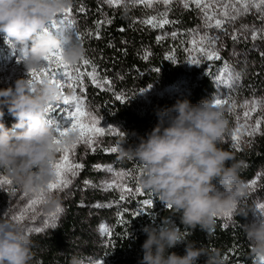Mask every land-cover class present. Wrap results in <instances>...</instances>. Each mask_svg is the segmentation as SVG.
Instances as JSON below:
<instances>
[{
  "label": "clouds",
  "instance_id": "obj_1",
  "mask_svg": "<svg viewBox=\"0 0 264 264\" xmlns=\"http://www.w3.org/2000/svg\"><path fill=\"white\" fill-rule=\"evenodd\" d=\"M75 0H0V34L6 44L25 48L23 65L27 75L0 88V174L11 180L10 191L34 195L44 192L42 210L54 213L61 207L59 193L48 192L56 179L54 164L61 149L77 142L70 132L59 138L49 123L51 106L63 104L66 93L59 81L40 73L46 57L61 54V63L76 65L85 56L81 39L67 28L49 25L74 7ZM53 67H56L54 64ZM206 74V73H205ZM5 110L15 123L4 122ZM229 108L216 107L212 100L192 104L178 98L171 107L157 110L158 123L139 142L128 143L129 133L120 139L121 159L138 162L137 184L165 208L178 215L163 218L159 225H146L142 259L138 264H227L226 254L217 248L200 246L188 239L199 228L211 233L217 218H258L240 225L248 242V256L264 258V213L246 203L249 193L241 179L242 161L223 145L231 135ZM12 215L0 216V264H33V241L25 226ZM184 245V255L174 251ZM69 264H82L73 255Z\"/></svg>",
  "mask_w": 264,
  "mask_h": 264
},
{
  "label": "trees",
  "instance_id": "obj_2",
  "mask_svg": "<svg viewBox=\"0 0 264 264\" xmlns=\"http://www.w3.org/2000/svg\"><path fill=\"white\" fill-rule=\"evenodd\" d=\"M74 7L77 30L82 33L81 41L86 49V56L92 64L98 66L102 75H107L113 83V91H100L85 80L87 87V100L97 109L104 119L113 124L119 132H127L128 143L139 142L158 123L157 110L171 107L178 98H188L192 104L208 100L213 91L212 75L203 74L196 80L190 92L178 98L157 99L146 107L138 105V92L143 87L156 84H170L178 77L185 75L183 67L184 53L180 42L171 38L156 43V36L161 29H152L151 26L139 23L150 17L149 10L143 5L110 6L102 0H75ZM83 7L84 12L79 9ZM174 20L178 23L167 25L165 28L187 30L197 23L195 10H174ZM111 19L112 23L102 24L99 28L100 38H95L96 21ZM123 27L125 31L119 29ZM126 41V43H122ZM113 46H109V44ZM176 46L177 63L165 60L170 49ZM249 49L250 44L245 45ZM148 49L151 55L143 59L144 50ZM126 50V54H125ZM253 66L242 77L244 94H249L248 87L255 93L264 92V58L257 52L251 55ZM81 61L79 62V64ZM78 64V65H79ZM159 68V72L153 71ZM115 93L126 97V102L121 103L115 99ZM109 144L120 150L121 136H109ZM235 154L238 161H242L241 179L252 180L259 171V184L264 191V136L256 135L246 147L239 150L223 145ZM100 146L96 153L87 151L81 162L85 167L80 172V177L74 182L71 195L63 203L64 211L56 221L55 228H46L40 233H33L31 237L35 242L33 264H69L73 255L78 256L82 264H94L101 261L103 264H138L142 259V244L146 239L143 228L146 225H159L163 218H168L184 229L180 224L178 215L171 209L165 208L150 193L144 191L146 196H137L131 203H123L129 209L124 214L127 224L117 223L118 208H94L96 203L107 204L118 199L116 191H103L99 187L85 188L83 181L91 180L94 185H99L103 171L96 170L94 165L111 164L131 170L138 175L136 161L121 159L117 153H105ZM135 187L136 180L132 181ZM151 198L154 201L152 209L146 210L138 216L131 212L139 207L137 200ZM252 206L250 200H246ZM122 210V209H119ZM152 214L149 215L148 213ZM252 213L248 218L232 217L231 220L218 217L213 232L207 233L197 228L188 239L194 241L197 247L205 246L217 248L226 254L227 264H257L256 260L248 256V242L240 227L250 222ZM104 224L112 229L113 235L107 237L101 234L100 226ZM227 224L228 227H223ZM179 255H184V245L180 244L174 249ZM205 257H201L198 264H204Z\"/></svg>",
  "mask_w": 264,
  "mask_h": 264
},
{
  "label": "snow or ice",
  "instance_id": "obj_3",
  "mask_svg": "<svg viewBox=\"0 0 264 264\" xmlns=\"http://www.w3.org/2000/svg\"><path fill=\"white\" fill-rule=\"evenodd\" d=\"M158 2L163 3L165 6L170 5L174 0H158ZM183 4L185 9L190 7V4L195 5L201 13L200 19L201 24L196 28L187 29L184 32L179 30H174L172 32H163L156 36V43L160 44L169 38L176 41L178 37H184L180 40V45L183 51L187 54L186 62L191 65H201L206 64L208 69V75H212L214 80L221 85V91L214 99V106L224 107L225 105H230L229 113H233L237 108L235 99L233 98V92L236 90L242 79L241 72H234L233 67L228 61L224 60L222 67L219 68L217 72H212V69L216 67L215 62L221 61L222 57L220 55V48L223 47L222 36H230L233 42H239L240 38L243 37L244 40L250 39L255 42L257 39L264 41V0H177ZM102 3L110 6H120L121 4H146L147 7L151 8L153 0H102ZM255 10L257 13V18L262 21L261 26L257 28L252 25L251 28L247 24H241L239 28L234 27L235 22L243 16L251 13ZM80 12H84L85 9L81 7ZM170 9L166 8L164 12L159 13V19L157 16H151L147 19L140 20L139 23L151 26L152 29H163L165 25L175 24L178 21H171L168 19V12ZM96 33L95 38H100L99 28L102 24H111L112 20H99L96 21ZM76 20L73 19V9H68L63 16L59 17L57 20L53 21L49 25L50 29L67 28L70 29L74 35L79 39L82 38V33L77 30ZM231 29V31H230ZM119 31L123 32L125 29L121 27ZM126 43V41H122ZM109 46H113L111 43ZM176 46L170 49L169 53L165 56V60L177 63L176 58ZM126 54V50H125ZM151 55L150 50L145 49L143 53V59L147 60ZM259 55L264 58V51H261ZM46 64L42 67L40 72L33 71L29 75L33 79H38L40 73L49 75L56 81H59L62 89H70L71 94L66 95L64 100V105L66 108L60 109L61 112L66 113L65 119L70 121L67 126H59L55 128L57 133V143H60L61 137L67 135L70 132H75L78 135L77 142L72 144L70 147L61 149L59 151V158L54 164L56 179L53 183L48 185V192H59L63 193L65 190L72 186L73 179L77 177L80 172L84 169L85 165L83 162H78L73 159L75 156L78 146L84 145L93 154L97 152L98 145L101 142V138L106 135L122 136L123 133L119 132L116 127L112 125H105L103 122L104 116L97 115L94 110H91L87 106V87L85 80H88L92 86L99 89L100 91H113L112 80L107 77V75H102L98 69V66L92 64L89 59L83 58L81 63L78 65H66L61 63V54L54 53L51 57H46ZM56 67H53V65ZM246 67V62H245ZM153 71L159 72V68L153 69ZM145 91L142 89L141 92ZM115 99L121 103L126 102V97L120 93H115ZM262 104L261 100L253 97L251 100L245 99L240 105L244 109L242 114L236 115L237 126L231 134V146L234 149L239 150L241 147V136L242 133L246 134L248 137L254 135L264 136V115H261L252 122V116L257 112ZM60 105L51 106L50 112L56 111ZM243 119V124L240 123ZM51 124L52 122L49 121ZM249 146H251V141H248ZM105 153H117L119 151L118 147L103 148ZM98 171H105L111 174V179L102 180L99 185H94L91 180H84L83 184L85 188L87 187H99L101 190L116 191L118 192V199H114L107 204L96 203L92 205L94 208H111L116 205L118 208L117 215L119 219L117 223L127 224L124 219V214L129 212L127 207L123 206V203H131L133 198L137 196H146L144 190L136 184L135 187H130L128 180L133 178V173L131 170H116L111 165L104 167L102 165L93 166ZM138 175L140 166L136 165ZM136 178V177H135ZM257 179L252 180L247 184L248 188L251 190L257 184ZM11 180L3 175H0V189H3L7 194L15 195L14 190L5 188V186L11 185ZM44 192L34 195L23 194L21 199L27 198V204L19 212V214L14 215L12 218L17 222H22L27 218L32 221L37 219V215H43L42 227H31L26 226L25 230L29 233L35 232L40 233L46 228H55L56 220L60 213L64 211L63 208L58 207L54 213L50 214H40L37 212V206L43 203ZM123 202V203H122ZM136 203L140 205L136 207L132 212V216H138L141 213H145L146 210L152 209L154 201L151 198H144L142 200H137ZM171 206H169L170 209ZM259 213H264V203H258L256 205ZM122 209V210H119ZM32 213L28 217V213ZM149 215L152 213L149 212ZM4 215H7L5 213ZM228 220L232 219V213L227 212L222 215ZM223 227L227 228L228 225L224 224ZM100 231L102 235L111 237L113 235L112 229L107 225L102 224L100 226ZM259 264H264V258L259 259ZM94 264H103L101 261H95Z\"/></svg>",
  "mask_w": 264,
  "mask_h": 264
},
{
  "label": "rangeland",
  "instance_id": "obj_4",
  "mask_svg": "<svg viewBox=\"0 0 264 264\" xmlns=\"http://www.w3.org/2000/svg\"><path fill=\"white\" fill-rule=\"evenodd\" d=\"M131 4L132 3L121 4L120 6L123 7V6L131 5ZM135 5H143L144 7H146L149 10L150 17L155 15V16H157L158 19L160 18L158 14L161 12H164L166 10V8H168V9H170V11L168 12V19L171 21H173L175 19L174 18V10L192 9V10H195V12H196L197 23L190 29L196 28L198 25L201 24V19H200L201 13L198 9L195 8V5H192V4H190V7L188 9H185L183 7V4L180 2H177V0H174V2L168 6H165L163 3L158 2V0H153V4H152L151 8L147 7L146 4L137 3ZM114 7H117V6H114ZM72 9H73V19H75L74 13H75L76 8L73 7ZM257 15L258 14L255 13V10L253 9V11L251 13L247 14L246 16L240 17L235 22L234 27L239 28L241 24H247V25H249L250 28L252 25H255L257 28H259L261 26L262 21H260L257 18ZM166 26L167 25H165V27ZM165 27L163 29H161V31H160L161 34L163 32H169L170 33L174 30H177V29H174L173 27L168 28V29H166ZM68 30L71 31L70 29H68ZM179 31L184 32L186 30H179ZM230 31H231V29H230ZM183 38L184 37H178V39L176 41L180 42V40ZM247 43L250 44L249 49H247L245 47V45L247 46ZM222 44H223V47L220 48V55L222 57V60L215 62L216 67H214L212 69V72H214V73L217 72L220 67H222L223 61L226 60L233 67V71L234 72H241L242 77H243L244 73L247 71V74H248V72L251 70V68L253 66V63L251 61V55L255 52H257L259 54L261 51H264V41L257 39L255 42H253L250 39V33H249V39L244 40V38L241 37L239 42H233L231 40L230 36H222ZM180 48L183 50L181 45H180ZM24 52H25L24 47L10 46L9 44H6L4 37H3V34H0V88L7 87V86L13 84L17 78H20L22 76L27 75L26 70H25L24 65H23V62H22ZM183 53H184L183 67L185 69V75L178 77L174 82H172L170 84L152 83V84H149V85L142 88V89H145V91L141 92L142 89H140L138 94H137L138 105L140 107H146L151 102H153L154 100H157V99L178 98V97L184 96L190 92V90L193 87V85L195 84L196 80L201 78V76L203 74L208 73V69H207L206 64H201L199 66L191 65V64L186 62L187 54L184 51H183ZM245 62H246V67H245ZM212 79H213V83H214V91L208 100L214 101L216 96L220 93L222 86L219 85L214 80L213 76H212ZM250 88L248 87V89H247V91H250V93L247 95L244 94L245 90L243 87V81L241 79L236 90L233 92V98L236 101L237 108L231 114L229 112L226 113V115L228 116V119L230 121L231 134L237 126L236 115L242 114L244 111V109L242 107H240V105H242V103L245 99L251 100L253 97H255L258 100L262 101L260 108H258L257 112L254 113L252 116V122H254L257 117L264 115V92L255 93L254 91H251ZM65 93L67 95H70L71 90L65 89ZM59 105H60V107L57 108L56 111L50 112V114L48 116V120L52 122L51 125L53 126L54 129L56 127L61 126V125L67 126L70 123V121L65 119L66 113H63L60 111V109L66 108L67 106L64 104H59ZM87 106L91 110H94L97 115H100V113L97 111V109L88 100H87ZM224 107L229 108L230 105H225ZM100 116H102V115H100ZM3 119H4L5 124L8 127H11V125L13 123H15V119L10 114L7 113V110H5V116ZM243 122H244L243 119H241L240 123L243 124ZM102 123H104L105 125H112L113 127H115L113 124L108 123L105 119L103 120ZM262 128H264V125H262ZM257 135H259V134H257ZM109 136L110 135H106L105 137L101 138V142L98 145V147H100L102 145L107 146L108 148L113 147L111 144H109V142H110L108 139ZM255 136L256 135H254L252 137H248L246 134L242 133L241 147L240 148L246 147L249 144L248 141H252ZM226 139H227V142L224 145H228L229 147H232L231 146V135L229 137H227ZM87 151H89V149H87L86 146H84V145L78 146L73 159L78 161V162H81ZM58 158H59V156H58ZM109 165H111V164H105L102 166L107 167ZM111 166L114 167L118 171L119 170L128 171L127 169L122 168L120 166H114V165H111ZM261 174H262V171H259L257 173L256 177H254L252 180L257 179V177H259ZM0 175H2V174H0ZM80 176L81 175L79 174L77 177L72 178L73 179L72 186L69 189L65 190V192H63V193L56 192V193H59V195L61 197V202H62L61 208H63V203L65 202V200H67V198L71 195L74 182ZM136 176L137 175L133 174V178L129 179L127 181L130 187H133L132 181L136 180L135 179ZM111 178L112 177H111L110 173L103 171V177H102L101 181L106 180V179H111ZM252 180H243V181L246 184H249ZM9 187L10 186H7V185L5 186V188H9ZM22 196H23V193H20V192L15 193V195H11V194H7V192H5L3 189H0V216H3L5 213H7L8 215L19 214V212L27 204V198L21 199ZM246 200H250L252 202V206L254 208L256 207V205L258 203H264V191H262L260 188L259 179L257 180V184L254 186V188L251 190L249 189V193H248V196L246 197ZM37 212L40 214H50V213H47V212L42 210V205L37 206ZM31 215H32L31 212L28 213V217H30ZM60 215H61V213L59 214V216ZM59 216H58V218H59ZM220 217L225 219L226 221H228L227 218H225L223 216H220ZM42 218H43V215H37V219L35 221H32L26 217V219L20 223H22L25 227L26 226L42 227L43 226L42 225ZM257 218H258V213H252V217H251L250 222L254 219H257ZM33 233H35V232L30 233V235ZM256 262H257V264H259L258 261H256Z\"/></svg>",
  "mask_w": 264,
  "mask_h": 264
}]
</instances>
